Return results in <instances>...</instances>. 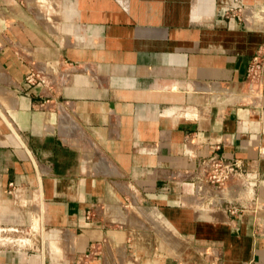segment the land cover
I'll return each instance as SVG.
<instances>
[{
	"label": "crops",
	"instance_id": "obj_1",
	"mask_svg": "<svg viewBox=\"0 0 264 264\" xmlns=\"http://www.w3.org/2000/svg\"><path fill=\"white\" fill-rule=\"evenodd\" d=\"M263 43L264 0H0V264H264Z\"/></svg>",
	"mask_w": 264,
	"mask_h": 264
},
{
	"label": "built area",
	"instance_id": "obj_2",
	"mask_svg": "<svg viewBox=\"0 0 264 264\" xmlns=\"http://www.w3.org/2000/svg\"><path fill=\"white\" fill-rule=\"evenodd\" d=\"M264 73V43L259 46L255 55L251 58L247 71V80L250 84H255L260 80ZM204 178L207 182L223 188L230 185L231 189L243 195H249L256 185L255 180L251 179L248 173L242 169L238 160H228L217 154L210 155L203 161ZM243 206H232V213L239 212Z\"/></svg>",
	"mask_w": 264,
	"mask_h": 264
},
{
	"label": "water",
	"instance_id": "obj_3",
	"mask_svg": "<svg viewBox=\"0 0 264 264\" xmlns=\"http://www.w3.org/2000/svg\"><path fill=\"white\" fill-rule=\"evenodd\" d=\"M228 12H229L228 9H225L224 12H223V15L228 14Z\"/></svg>",
	"mask_w": 264,
	"mask_h": 264
}]
</instances>
